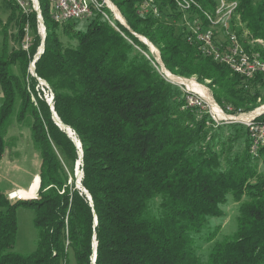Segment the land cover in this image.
I'll return each instance as SVG.
<instances>
[{"label":"trees","instance_id":"16d2710c","mask_svg":"<svg viewBox=\"0 0 264 264\" xmlns=\"http://www.w3.org/2000/svg\"><path fill=\"white\" fill-rule=\"evenodd\" d=\"M3 1L11 14L5 24L0 21V177L7 127L15 114L21 125L32 120L41 166L37 199L12 203L0 187V264H68L72 254L76 264H264V172L259 167L264 149L259 157L250 154L247 128L217 126L208 114L189 107L181 88L158 70L150 48L98 12L85 20L86 29L76 30L80 21L57 24L40 0L46 38L34 77L29 69L43 42L37 14ZM197 1L210 12L217 8V0ZM228 1L238 2L234 30L240 37L248 33L246 51L264 58V46L249 43L264 42V0ZM156 4L159 18L139 14L136 0L117 2L129 28L159 50L168 74L209 80L217 103L254 109L264 98V83L247 88L243 79L263 75L240 77L202 55L187 41L183 14L174 2ZM10 25L20 46L12 52ZM63 37L74 44H65ZM38 79L49 85L54 111L81 149L56 124ZM80 150L81 183L88 195L76 186ZM230 196L240 203L235 232L215 241L217 226L203 236L210 219L224 216L222 206ZM21 207L34 213L37 241L30 254L15 251ZM199 241H215L205 261Z\"/></svg>","mask_w":264,"mask_h":264},{"label":"rangeland","instance_id":"374dc122","mask_svg":"<svg viewBox=\"0 0 264 264\" xmlns=\"http://www.w3.org/2000/svg\"><path fill=\"white\" fill-rule=\"evenodd\" d=\"M41 1L43 4L44 3L48 4L49 8L51 9V4L49 0H41ZM10 14H11L10 9L6 6L3 0H0V21L5 24ZM120 18H122L121 14H120ZM38 23H39V32L43 38L44 30H43V25H42V22L40 21V18L38 19ZM233 23H236V25H238L237 18L233 20ZM87 25H88L87 21L82 20L80 22H77V24L75 25V29L84 30L86 29ZM127 26H128L127 29H129L132 34H134L137 38H139L142 42H144L150 48L152 54L156 57L157 62L162 65L163 63L161 60V55H160L159 50L156 47H154L148 39H146L145 37L141 35L135 34L129 28L128 23H127ZM15 32H16L15 27L13 25H10L9 33L12 35V37L8 38L9 52H12L13 49L18 50L20 47L18 43L14 42L13 36ZM217 32H219V36H224L220 28H218ZM63 42L65 44H69V43L74 44L73 42H69L66 37H63ZM3 44H4V35L2 33V29L0 28V53L2 51ZM26 45H27V48H25ZM259 46L263 47L264 43L260 44ZM28 48H29V38H27L26 43L23 45L24 50L27 51ZM42 48L43 46L41 45L37 54H39V51H41ZM33 63L31 64V67L29 69L31 73H33L32 71ZM14 70L15 72L19 73L18 71L19 67L17 65H15ZM161 70L164 71L166 74H168L165 66L162 65ZM169 74L168 75L171 76V80L179 79V80L185 81L186 84L188 85L187 88H189L191 92H193L194 94L202 98V100L207 102V104L210 105L212 109L216 110L217 112L216 117L219 121H220V106L221 107H231L233 110L232 111L233 113L245 114L246 116H250L252 114L254 115V114H257L258 112H264V98L263 97L257 99V102H256L257 105L252 110L247 111L243 107L236 109V107L231 104L225 103L224 105H221L216 102V99L214 98V95H213V91L210 88L211 82L209 80L202 82L196 76L185 78V77L174 75L170 72ZM168 75H165V78L167 80H168ZM44 84L45 85H43V83L40 82L41 90L45 93V98L47 102L54 100V95L52 91L50 90L49 85L45 81H44ZM190 84H192V87ZM2 103H3V93H2V89L0 85V107ZM234 108L238 112H235ZM31 121L32 120L28 118L26 122L23 125H21L17 122L16 114L12 116L11 120L8 123V127H7L6 140H7L8 146L6 149V153L4 155V159L1 164L0 187L4 192L10 191L12 188V185L16 186L15 191L17 190L18 187L19 188L25 187L27 189L28 185L32 182V179L36 176L33 179L31 190L25 195L21 193L22 198H24L22 200H28L25 198L33 199L34 197H36L37 199L38 197V195L36 194L38 187H39V178L37 174L40 171L39 164L41 163V159L39 156V152L35 149L33 142H32L31 130L29 127V124L31 123ZM260 161H261V163L259 164L260 170L264 172V158H261ZM79 169L80 168L76 166L75 168L76 185H77V182H79L78 179L79 177H81V172H82V170L80 169L79 171ZM17 201H19V198L12 200V203H15ZM239 207H240V203L236 202L234 198L230 196L227 202L222 206V209L224 210V216L221 218L210 219L208 228L204 230L203 236H208V234L211 233L217 226H220L221 229L218 232V235L215 241H220L224 239L225 237L232 235L235 232L236 227H237ZM17 218H18V234H17V239H16L15 251L21 254H30L36 249V241H37V230L34 227V221H33L34 213L32 210L28 208L21 207L17 211ZM215 241H213L212 243H207L205 241H204L205 243L200 242V241L198 242V245L201 247V249L199 250V253L202 255L204 261L206 260L208 251L211 249ZM73 256H74L73 254L70 255L68 264H76ZM63 264H66V263H63Z\"/></svg>","mask_w":264,"mask_h":264},{"label":"built area","instance_id":"2783aa9c","mask_svg":"<svg viewBox=\"0 0 264 264\" xmlns=\"http://www.w3.org/2000/svg\"><path fill=\"white\" fill-rule=\"evenodd\" d=\"M53 1V16H55L56 23L63 25L68 22L90 20L93 18L91 12L87 11V8H82L81 5L75 0H52ZM119 0H96L101 4V9L104 11V19L109 22V18L120 19V11L117 7ZM137 12H141L142 16L151 15L153 17H160V10L156 5V0H136ZM227 0H217V12H219V5H226ZM20 2V9L24 13H29L30 4L36 5L38 0H15ZM182 2V1H181ZM39 7V6H38ZM196 8H200V5H193V14H184V4L182 3L183 26L185 27L187 41L196 43L198 45V51L202 55H207L214 61L221 59H228L233 67L238 70V76L241 77V71L256 70L258 68H264V58L259 55V52H255V55H248L244 46V41L247 40V34L244 33L243 37H240L234 26L236 23H229V16H237V23L239 21L238 14H235V9H229V12H222V20L216 24H209L208 30H201L198 28V19H196ZM210 25H222L225 26V36H217L216 33L210 32ZM250 45H259L254 41H249ZM27 48V45L25 46ZM163 75H168L164 71L158 68ZM261 80L264 83V76L258 77L254 81H243L248 84L252 82H259ZM168 81L174 85H177L186 95L187 105L191 108L199 109L200 112H205L209 115L212 122L217 126L239 124L245 126L249 132L250 138V154L254 157H259L260 151L264 149V112H258L246 116L245 114H237L228 111V107L220 106V121L216 117V110L212 109L202 98L194 94L189 90L188 85L182 80H171V76L168 75ZM210 108H209V107ZM9 200L19 198L22 200L20 191H12L8 194Z\"/></svg>","mask_w":264,"mask_h":264},{"label":"bare ground","instance_id":"6f19581e","mask_svg":"<svg viewBox=\"0 0 264 264\" xmlns=\"http://www.w3.org/2000/svg\"><path fill=\"white\" fill-rule=\"evenodd\" d=\"M12 1L14 3H16V5L19 6V8H20V2H15V0H12ZM39 1L40 0H38L39 5L37 4V9H36V5H34L33 3L30 4L29 12H32V11L36 12L37 18L38 19L40 18V21L42 22L43 27H45L43 16H42V12H41V8H40L41 4H40ZM49 1H50V4H51V12H53V1L52 0H49ZM75 1H77V3L79 5H81L82 8H87V11L91 12L92 16L95 14V12H98L97 14H100V15H102L104 17V11L101 9V4L96 2V0H75ZM172 1L174 2V4L177 6V9L181 13H182V3L184 4V14H193V5H200V8H196V13L201 14L202 15V19L197 17V16H196V19H198V28L201 29V30H208L209 29V27L204 25L202 23V21L208 22L209 24H216V23H218V22H220L222 20V12H229V9H235V14H237V12H238L237 10H238V7H239L238 2H236V1L230 2V1L227 0L226 1V5H219V12H217V8H216V10L214 12H210L208 10H205L204 7L201 6L202 4L201 3L199 4L197 0H172ZM118 10H119V8H118ZM120 14H121V17H122V18H120V19H122V22L121 21H117L116 18H109L110 24L113 27H115L118 31H120V29L117 27V23L116 22H119L121 25H123L124 27L128 28L127 21H126L125 17H123L122 13H120ZM139 14H141V12H139ZM51 18H52V20L54 22H56L55 16H53V14H51ZM236 18H237V16H229V23L232 22V19H236ZM218 28L221 29V32H223L222 34H224V36H225V26H222V25H210V32H214V33H216L217 36H219V32H217ZM44 36H45V30L43 31V38H44ZM256 42L259 43V44L264 43L262 40H256ZM189 43L198 47V45L196 43H192V42H189ZM42 50H43V48L41 49V51H39V54L42 52ZM246 53L248 55H255L254 52L246 51ZM204 56L209 57L207 55H204ZM217 61L222 63V64L227 65L234 73L238 74V70L233 67L231 62H228V59H221V60H217ZM158 64L160 65L159 69H161L162 65L164 66V64H162V65L160 63H158ZM161 73L163 74V72H161ZM258 75H263L264 76V68H258L256 70L241 71V76H244L245 78H248V79L254 78V77L258 76ZM163 76L165 77V75H163ZM190 85L192 87V84H190ZM51 103L52 102H50V104ZM228 111L232 112V108L228 107ZM79 171H80V169H79ZM78 180H80V177H79Z\"/></svg>","mask_w":264,"mask_h":264},{"label":"water","instance_id":"95a60500","mask_svg":"<svg viewBox=\"0 0 264 264\" xmlns=\"http://www.w3.org/2000/svg\"><path fill=\"white\" fill-rule=\"evenodd\" d=\"M43 30H45V36H44V38H43V43H42V46H43V50H42V52L40 53V54H37V56L35 57V62L40 58V56L44 53V45H45V38H46V29H45V27H43ZM35 62L33 63V68H32V71H33V73H32V75L34 76V77H37L36 76V74H35ZM40 82H42L43 83V85H45L44 84V81H42V80H40V79H38ZM49 102V104H50V102H52L50 105H51V107H52V112H53V118H54V120H55V122H56V124L61 128V129H63V130H65V132L68 134V136L74 141V143L77 145V147L79 148V149H81V144L77 141V139H76V137L74 136V133L72 132V130L69 128V127H67V126H65L61 121H60V119L58 118V116H57V114H56V112L54 111V108H53V100H51V101H48ZM63 126V127H62ZM82 162H83V152H82V150H80V161L78 162V164H77V166H78V168H80V166L82 165ZM82 178H83V171L81 172V177H80V180H79V182H77V188L78 189H80V190H82V191H84L87 195H88V193H87V191L83 188V186H82V183H81V181H82ZM89 199L91 200V198L89 197ZM96 224H97V221H96ZM96 250H97V242H96V238L94 239V255H93V263H95V261H96Z\"/></svg>","mask_w":264,"mask_h":264},{"label":"crops","instance_id":"0c3cea01","mask_svg":"<svg viewBox=\"0 0 264 264\" xmlns=\"http://www.w3.org/2000/svg\"><path fill=\"white\" fill-rule=\"evenodd\" d=\"M39 166H41V163L39 164ZM39 169H40V167H39ZM37 176H38V178L40 180L39 173L37 174ZM33 179H32V182H33ZM32 182L28 185L27 189L25 187L24 188L23 187L22 188L21 187L20 188L18 187L16 191H20L22 194L25 195L26 193H28L31 190ZM15 187H16L15 185H12L11 190L10 191H7L6 193L9 194L10 192L15 191ZM39 188H40V183H39V187H38V190H37V193H36L37 195H38V192H39ZM25 199L32 200L31 198H25ZM33 199H36V197L33 198Z\"/></svg>","mask_w":264,"mask_h":264}]
</instances>
